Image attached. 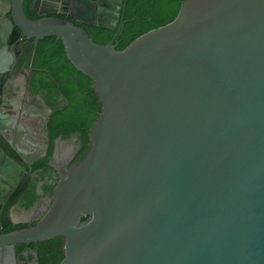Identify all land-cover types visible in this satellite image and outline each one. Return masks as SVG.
<instances>
[{
	"label": "water",
	"instance_id": "water-1",
	"mask_svg": "<svg viewBox=\"0 0 264 264\" xmlns=\"http://www.w3.org/2000/svg\"><path fill=\"white\" fill-rule=\"evenodd\" d=\"M24 1L0 0V75L11 47L55 37L101 111L0 254L61 237L59 264H264V0H184L122 50L123 0H32L36 19ZM76 23L115 33L98 44Z\"/></svg>",
	"mask_w": 264,
	"mask_h": 264
},
{
	"label": "flooded vegetation",
	"instance_id": "flooded-vegetation-1",
	"mask_svg": "<svg viewBox=\"0 0 264 264\" xmlns=\"http://www.w3.org/2000/svg\"><path fill=\"white\" fill-rule=\"evenodd\" d=\"M122 2L121 11L115 14L123 15L125 25L127 0ZM36 48L31 56L33 49L19 44L1 58L4 72L0 75V170L3 173L0 175V233L35 225L49 209V196L61 178L62 169L76 163L88 145L79 131L63 134L61 125L54 128L49 125L54 113H58L56 122L61 124V113L69 107L54 77L45 68L34 65ZM27 79H30L29 90L25 87ZM54 108L45 131V114ZM51 144L52 153L48 155ZM4 176L9 180L5 181ZM6 202L9 205L5 216ZM13 225L25 226L8 229ZM38 243L27 244L22 251H18L17 245L13 255L0 254V262L38 264ZM50 258L53 260L54 256Z\"/></svg>",
	"mask_w": 264,
	"mask_h": 264
},
{
	"label": "trees",
	"instance_id": "trees-1",
	"mask_svg": "<svg viewBox=\"0 0 264 264\" xmlns=\"http://www.w3.org/2000/svg\"><path fill=\"white\" fill-rule=\"evenodd\" d=\"M31 1L25 0L24 8L30 19H36L38 16L30 9ZM182 1L184 0H127L125 15L127 21L114 40L117 43L116 50L124 49L133 39L146 31L173 20ZM77 25L83 27L93 41L98 44L108 43L115 33V31L102 28ZM34 65L45 68L54 77L61 92L67 98L69 110L61 113V124L56 122L58 113H54L49 125L53 128L61 125L63 134L70 130H77L80 132L82 140L87 141L88 132L101 111V103L93 95L91 79L80 71H76L66 58L61 41L56 40L55 37H45L38 41ZM66 85L70 87L66 88ZM53 136L54 132L50 136L51 140ZM51 153L52 144L48 155ZM82 155L81 152L76 160H79ZM43 162L38 163V166ZM23 226L25 225H13L8 229H17ZM38 242V264H59L63 257L62 238L55 237ZM24 246V244H20L18 251H22ZM50 256H54L53 260Z\"/></svg>",
	"mask_w": 264,
	"mask_h": 264
},
{
	"label": "crops",
	"instance_id": "crops-1",
	"mask_svg": "<svg viewBox=\"0 0 264 264\" xmlns=\"http://www.w3.org/2000/svg\"><path fill=\"white\" fill-rule=\"evenodd\" d=\"M1 91V90H0ZM0 99H1V92H0Z\"/></svg>",
	"mask_w": 264,
	"mask_h": 264
}]
</instances>
